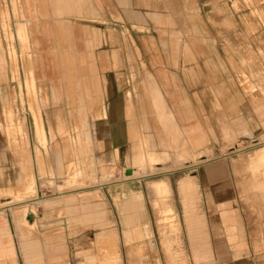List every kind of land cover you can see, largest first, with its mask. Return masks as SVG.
I'll return each instance as SVG.
<instances>
[{"label":"crops","instance_id":"0c3cea01","mask_svg":"<svg viewBox=\"0 0 264 264\" xmlns=\"http://www.w3.org/2000/svg\"><path fill=\"white\" fill-rule=\"evenodd\" d=\"M206 1L0 0L1 46L16 63L14 79L29 99L36 137L29 136V144L37 141L46 148L60 134L56 174L65 173L63 132L77 126L78 154L90 151L88 143L101 148V165L127 163L130 177L125 179H134L143 165L165 169L154 181L168 185L177 197L174 207L182 212L193 262L264 264V255L254 250L264 239V147L235 154L239 141L259 145L264 140V23H252L256 31L245 37L240 13L230 21L226 7ZM2 25L11 32L12 48ZM2 48L0 79L6 68ZM6 77L11 78L8 71ZM12 89L17 94V86ZM12 89L0 85V130L13 123ZM40 96L47 104L43 122L37 111ZM74 111L75 119L69 116ZM13 147L21 153L20 145ZM12 158L0 133V197L14 198L0 203V264H69L75 249L68 248L66 233L47 240L21 229L34 228L32 220L23 223L24 208L34 206H14L24 196L9 190L19 175L9 163ZM196 159L203 161L201 167ZM80 164L67 163V176H89ZM26 177L23 191L39 193L36 179ZM132 201L136 209L125 207L126 229L121 246L113 243L111 263L159 264L148 219L141 214L142 198L130 195L123 204ZM167 203L163 199L164 207ZM98 208L86 200L65 211L79 223L91 212L89 221L96 224L106 219ZM171 211L177 217L172 206ZM173 239L170 258L164 252L183 264L182 242L178 234ZM144 240L150 248L142 246Z\"/></svg>","mask_w":264,"mask_h":264},{"label":"rangeland","instance_id":"374dc122","mask_svg":"<svg viewBox=\"0 0 264 264\" xmlns=\"http://www.w3.org/2000/svg\"><path fill=\"white\" fill-rule=\"evenodd\" d=\"M255 1V3L254 0H207L206 2L226 7L227 19L230 21L232 20L233 22H235L236 19V12L240 13L245 27L244 35L245 37H249L256 31V28H254L255 30L250 28L252 23L256 25H258V23H264V0ZM206 7H210V5L208 4ZM257 8L261 22L258 21L255 16V10H257ZM261 10H263V12ZM237 19L239 20V18ZM2 26L4 32L6 33L5 39L8 43H12V36L9 28L5 25ZM2 46L0 39V48H2ZM12 47L13 45H11V48ZM4 49L2 48L6 68L2 73L4 79H0V85L10 87L11 89L15 86L18 88L17 94L12 89L13 94L9 99V104L11 105L10 107H12L14 112V117L12 113H9V121L11 122L13 119V123L6 122L4 127L0 130L1 136L7 140L8 150L13 157L12 160H9V163H11L14 173H19V175L14 174V177L17 178V183H15L16 185L9 190L14 193L18 191L24 196L23 201L14 206H34L32 209L31 207L24 208V211L28 210L25 219H23V223L25 224L26 222H30L32 220L34 228L30 230L23 225L21 226V229H24L25 231L29 230L32 233L33 238L36 237L47 240H53L61 233H66L68 248L75 249V254L68 256L69 264H78V261L79 264H112L111 259L116 255L115 252H112L111 248H113L114 244L116 247L121 246L122 240L120 237L126 229L124 221L127 213L124 211L128 210L129 212V210L134 211L136 209L134 208V201L127 204H123V202L130 195L139 194L143 201L141 214H146L148 219L147 230L151 235V239L149 241L152 243L153 252L156 253L154 260L158 259L159 264H175L172 260L168 259L166 253L169 254L170 258L172 248L177 242L173 239V237L178 234L185 253L183 255V264H199L193 262L192 257L188 255V249L191 242L187 239L188 235L184 226V218L182 219V212L180 209H176L174 207L175 201L177 202L176 195L171 192L168 185H158L155 183L156 181H154L163 178L164 175L161 171L165 169H157L153 171L152 168L154 167L151 168L150 165H143L136 168L138 176H135L134 179H125L127 174L125 173L124 168L127 166V163L124 164L121 160H119L113 162L110 166H106V164L105 166L101 165L98 162L99 152L102 151L100 150L101 148L96 150L93 144L88 143L87 146L90 147V151L88 150L84 156H80L78 154L75 141L77 139V134L79 133V128L75 126L69 128L68 131L63 132V136L67 135V143L63 144V147L67 146V154L63 156V161L66 164L78 161L81 163L78 166L80 170H85L86 173L88 171L89 174H94H90L89 176L78 175L77 177L72 175L69 177L66 172V164L65 173L61 176L56 174L55 154L60 151L61 144L57 142L60 134L57 132L56 134L58 136L55 138L53 137L54 141L52 140L49 142L46 148L39 145L37 141L35 144H29V136L34 137V141L36 140L35 130L32 128V115L28 111L29 99L26 96L24 86V95L21 93L22 91L19 82L14 79V72H12L13 66L16 63H12L11 59L7 58V51ZM15 58L16 57H14V59ZM7 71L9 72V77L11 76L9 81L7 80V77L5 78V73ZM18 72L19 71L17 70V75ZM37 104H40L37 105V108L39 107L37 111L39 112L43 122L45 119L43 116V108L47 107V104L44 105L45 103L43 101V97L41 96L38 97ZM73 106H76V104L73 103ZM69 116L75 119V111L70 112ZM3 119H5L4 116ZM262 126L264 127V124H262ZM84 130H86V128H84ZM7 131L10 137L7 136ZM86 133L88 134L87 130ZM14 144L21 146L22 150L20 154H16L14 152ZM236 145L237 151L240 150V152H236L235 154H239L246 150L257 151V149L264 147V140L262 144L259 145L255 143L250 144V141H239ZM233 146L234 144L231 147ZM31 149L34 151V155L31 153ZM263 151L264 150H261V152ZM39 159L41 161V167ZM202 164L203 161L196 159L195 166L197 168L201 167ZM168 169H170V166ZM26 176H31L36 179V187L38 188L39 193L34 191L32 194V192L26 193L23 191L24 179L27 178ZM75 178L80 184L78 187L76 185ZM131 182H133V184H129ZM141 186L143 192L139 191ZM70 198L73 200L72 202L67 200ZM13 199V196L1 195L0 203ZM163 199L168 202L167 204L169 206H163ZM86 200L93 206L99 205L98 209H102V211L105 212L106 219H100L98 223L94 224L89 221V217L92 216L91 212L83 215V223L74 222L75 220L73 219L75 217L70 219L68 211L67 213L65 211L66 207L71 205L78 206ZM170 205L176 212L177 217L172 216ZM85 207H82V210H88V208ZM6 210H8L6 213L11 219V211L9 209ZM176 218L178 221H176ZM86 220L89 223H84ZM205 220L209 221L210 219ZM110 234H113L114 237L109 238ZM149 241H142V246L150 248ZM254 250H256L258 254L261 253L264 255V239L257 241L254 246ZM117 263H119V260H117ZM209 263L215 264L213 261Z\"/></svg>","mask_w":264,"mask_h":264},{"label":"bare ground","instance_id":"6f19581e","mask_svg":"<svg viewBox=\"0 0 264 264\" xmlns=\"http://www.w3.org/2000/svg\"><path fill=\"white\" fill-rule=\"evenodd\" d=\"M150 159H151V158H150ZM148 160H149V159H148ZM151 160H152V159H151ZM152 161H153V160H152ZM152 161H151V162H152ZM149 162H150V161H149ZM153 162H155V161H153ZM153 162H152V164L155 165V163H153ZM132 176H133V174H132ZM135 176H137V172H134V177H135ZM127 177H129V176H127ZM32 214H34V213H32Z\"/></svg>","mask_w":264,"mask_h":264},{"label":"built area","instance_id":"2783aa9c","mask_svg":"<svg viewBox=\"0 0 264 264\" xmlns=\"http://www.w3.org/2000/svg\"><path fill=\"white\" fill-rule=\"evenodd\" d=\"M256 144V143H255Z\"/></svg>","mask_w":264,"mask_h":264}]
</instances>
